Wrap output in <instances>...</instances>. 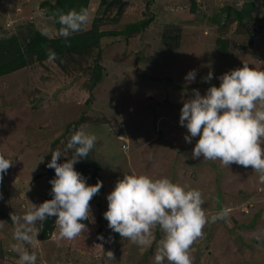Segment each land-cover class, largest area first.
Listing matches in <instances>:
<instances>
[{
    "label": "rangeland",
    "instance_id": "obj_1",
    "mask_svg": "<svg viewBox=\"0 0 264 264\" xmlns=\"http://www.w3.org/2000/svg\"><path fill=\"white\" fill-rule=\"evenodd\" d=\"M45 1L55 0H0V39L16 34L28 22L40 31L47 26L48 37H57L41 6ZM102 1H91L87 29L101 16L99 10H107L114 0H105L104 5ZM122 1L128 6L120 21L113 22L115 12L109 13L102 28L119 35L102 40L104 78L94 90L84 86L88 77L67 76L55 62L36 63L0 78V155L13 163L0 180V222H4L0 264H17L11 214L22 217L32 204H42L48 191L46 155L80 119L87 122L68 131L67 137L77 130L96 136L91 154L102 166L103 187L90 201L89 225L79 237L62 241L59 247L39 236L41 243L35 249L24 245L29 253L36 252V264H154L156 245L163 237L159 228L153 230L152 245L141 252L127 240H116L104 219L107 196L125 174L167 177L200 190L209 220L222 208L230 209L225 220L203 229L204 237L191 249L193 264H264V218L253 228L241 227L250 224L256 210H264V184L258 174L251 167L193 159L199 137L188 143L185 136L190 134L180 125L181 109L193 98L194 89L204 96L211 86H220V76L244 63L264 71V0ZM251 2L256 9L246 30L237 32L235 23L223 28L214 22L226 17V6L241 9ZM172 24L183 30L178 50L162 41L165 27ZM250 35L254 42H249ZM220 38L230 42L225 57L218 52ZM192 70L197 74L190 83L185 77ZM209 72L213 78L204 82ZM125 136L127 143L119 139ZM96 182L92 179L91 184ZM244 209L249 213L245 215Z\"/></svg>",
    "mask_w": 264,
    "mask_h": 264
},
{
    "label": "clouds",
    "instance_id": "obj_2",
    "mask_svg": "<svg viewBox=\"0 0 264 264\" xmlns=\"http://www.w3.org/2000/svg\"><path fill=\"white\" fill-rule=\"evenodd\" d=\"M61 27L58 35L65 39L74 33L86 30L89 12L82 8L79 12L58 11L54 17ZM42 34L50 35L51 29L42 28ZM59 59L57 53L47 50L45 63ZM196 70L190 71L185 80L192 83ZM213 73L209 72L204 82H209ZM220 86H211L204 96L193 90V98L184 102L181 109L180 125L186 127L190 135L188 143L199 137L192 158L203 157L207 161H219L221 166L232 164L251 167L264 184V71L255 70L244 63L242 68L231 70L219 77ZM83 127V126H82ZM127 143L125 137H119ZM96 136L82 130L74 131L66 145L73 155L65 163H58L60 150L51 154L49 169L55 170L51 195L54 197L39 206L32 207L21 217L11 214L15 225L12 251L19 255L17 264H36L37 254L29 253L25 244L36 248L41 242L36 224L49 217H57L55 230L50 239L61 246V242L79 237L87 226L83 221L91 214L90 201L100 193L102 181L94 186L87 184V178L75 170L74 165L85 159L94 148ZM12 161L0 155V180L12 166ZM108 210L104 219L108 227L118 233L143 252L153 243V230L159 228L163 237L156 245L154 264H193L191 249L198 239L204 237L203 229L209 223L225 220L230 209L224 208L211 216L210 220L203 207L205 200L198 189L173 183L169 178L152 179L147 175L125 174L118 180L114 190L107 196ZM243 213L248 214L246 209ZM264 218V215H263ZM4 222H0V226ZM99 239L103 240V236ZM109 258L113 253L108 252Z\"/></svg>",
    "mask_w": 264,
    "mask_h": 264
},
{
    "label": "trees",
    "instance_id": "obj_3",
    "mask_svg": "<svg viewBox=\"0 0 264 264\" xmlns=\"http://www.w3.org/2000/svg\"><path fill=\"white\" fill-rule=\"evenodd\" d=\"M91 1L92 0H55L54 2L45 1L41 6L44 8L45 16L52 19L54 27L58 32L61 25L56 22V19H54V17L57 16L58 11L67 13L73 9L77 12L82 8L88 10ZM104 1H102V5L105 4ZM113 2H118L120 5H115L116 3ZM127 6L128 2L122 0H114L108 3L107 10H99L101 16L98 19L93 20L90 29L86 28V30L74 33L69 37L67 43L70 44V46L66 45L63 37L58 35L51 39L48 36L43 35L34 22L26 23L16 34L0 39V78L27 67L30 68L33 64L45 63V60L47 59V50L52 49L59 57V59L53 62H55L67 76L77 73L80 77H88L84 86L89 91L94 90L103 82L104 78L105 69L103 66V55L101 53L102 40L110 35H119L115 32H107L102 28L106 27V19H108L109 13L115 12V15L111 16L114 18L113 22L120 21ZM255 9V4L252 2L247 3L241 9L228 5L225 9L227 11L226 17L223 20H221L220 17H217L214 22L217 24L220 23L223 28L235 23L239 29L237 32H240L241 30L247 29V22H251L253 19L252 15ZM182 36L183 30L181 27L173 24L167 25L162 33V41L172 49L178 50L182 46ZM249 42H254V38L251 35ZM217 43L219 44L218 52L225 57L229 53L230 42L227 39L220 38ZM238 46L240 49H247V45ZM74 70H77V72H74ZM86 122L87 119H80L77 122L71 123L66 131L67 133L63 134L59 139L52 143L51 151L46 155L44 162L48 191L43 202L54 198L50 194L52 185L49 181L56 178L55 170L47 167V164L51 162V154L56 150H60L62 155L60 160H58V163L62 164L67 162V159H70L73 155V150L65 151L69 140V136L67 137L68 131L76 130L80 125H83ZM91 151L85 159H82L79 163L74 165L75 170L87 178V183H89L90 186L92 185V179L95 182L98 180L100 181V172L102 170V166L94 159ZM89 175L92 176V179L89 178ZM94 198H96V196L93 197V199ZM263 213L264 210L259 212L256 210L253 213L250 224H243L241 227L250 226L249 228H253V225L258 226L256 223L262 220ZM4 216L10 221L9 217L6 215ZM56 219L57 217H49L42 224L40 223L37 226L40 240L45 241L50 239L51 233L55 230ZM83 223L89 225L88 220L83 221ZM114 238L116 240L122 239L120 235L115 232Z\"/></svg>",
    "mask_w": 264,
    "mask_h": 264
}]
</instances>
